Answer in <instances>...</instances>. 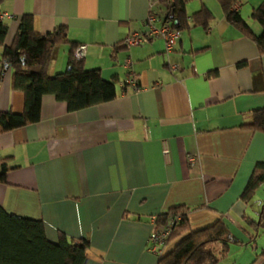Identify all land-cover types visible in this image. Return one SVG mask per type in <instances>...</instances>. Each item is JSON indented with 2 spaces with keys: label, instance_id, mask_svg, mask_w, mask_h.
<instances>
[{
  "label": "crops",
  "instance_id": "obj_1",
  "mask_svg": "<svg viewBox=\"0 0 264 264\" xmlns=\"http://www.w3.org/2000/svg\"><path fill=\"white\" fill-rule=\"evenodd\" d=\"M165 1H1L6 45L24 15L37 34L64 27L70 43L86 46L84 68L115 78L117 97L70 112L47 95L37 123L0 129V157L13 168L0 184V206L41 220L53 243L61 233L87 239L84 264H156L146 249L151 220L184 207L193 229L223 220L243 242L230 245L216 264H251L264 234L247 245L253 231L244 214L257 221L262 203L251 209L239 196L255 164L264 162V133L243 126L264 107V54L226 21L217 0H186L188 17L204 7L211 19L206 28L179 33L170 52L158 37L123 46L130 33L147 30L150 12L156 26L166 23ZM262 2L237 6L255 35L261 27L251 12ZM59 49L50 75L66 69L70 46ZM126 76L137 91L122 86ZM10 80L11 71L0 70V112L21 113L24 97Z\"/></svg>",
  "mask_w": 264,
  "mask_h": 264
},
{
  "label": "trees",
  "instance_id": "obj_2",
  "mask_svg": "<svg viewBox=\"0 0 264 264\" xmlns=\"http://www.w3.org/2000/svg\"><path fill=\"white\" fill-rule=\"evenodd\" d=\"M217 1L226 21L254 41L260 53L264 54V0L251 12V19L261 27L260 35H255L241 18L237 8L240 0ZM185 5L186 0H173L164 21L179 33L190 25L206 28L211 19L210 12L202 7L188 17ZM6 35L7 26L0 21V70L11 71V88L23 94L24 104L21 113L0 112L2 132L37 123L42 98L47 95L65 104L70 112L105 104L117 97L115 78L103 79L99 70L85 69L83 60L74 57L76 45L68 41L64 27H56L43 35L37 34L32 29L31 17L24 15L10 45L5 44ZM64 44L70 46L66 69L50 75L51 63ZM237 66L243 67L245 63H238ZM249 116L250 123L243 127L264 133V107L252 111ZM12 169L9 161L0 157V184L6 183V175ZM262 183L264 162H259L255 164L239 199L245 205L250 204ZM187 212V208L176 207L155 217L153 227L165 225L169 218L179 219L172 227L163 253L157 256L156 264H216L228 254L230 245L243 243L230 234L223 220L193 229ZM244 218L253 231L247 245L253 246L257 235L264 232V207L257 221L245 214ZM89 246L85 238L68 239L62 233L53 243L47 239L41 220L7 213L0 206V264H84ZM216 246H219L217 252L214 251ZM259 260L264 264V248L251 264Z\"/></svg>",
  "mask_w": 264,
  "mask_h": 264
},
{
  "label": "built area",
  "instance_id": "obj_3",
  "mask_svg": "<svg viewBox=\"0 0 264 264\" xmlns=\"http://www.w3.org/2000/svg\"><path fill=\"white\" fill-rule=\"evenodd\" d=\"M173 3V0H166L164 2L166 8H169ZM5 15L0 14V21L3 20ZM158 21L156 14L150 12L146 18L147 30L141 32H132L124 40V46L126 48L142 46L154 38H161L165 44L166 52H170L173 48V45L176 39L179 37V32L174 30L169 23H163L159 26H156L155 23ZM86 46L79 45L74 51L73 55L76 59L81 60L85 56ZM130 62L128 60L124 61V67L129 68ZM122 86L130 87L133 91H137L139 88L137 86L136 80L132 76H126ZM163 154L167 155V149L163 150ZM155 218H152L151 222L155 224ZM178 218H169L168 222L163 226H154V229L149 235L147 240L146 249L149 253L155 254L157 256L161 255L164 251V246L167 242V239L171 233L172 227Z\"/></svg>",
  "mask_w": 264,
  "mask_h": 264
},
{
  "label": "rangeland",
  "instance_id": "obj_4",
  "mask_svg": "<svg viewBox=\"0 0 264 264\" xmlns=\"http://www.w3.org/2000/svg\"><path fill=\"white\" fill-rule=\"evenodd\" d=\"M58 53L59 54L61 53L60 49H58ZM261 185L256 190L254 198H253V200L251 201V203L249 205L251 209L252 208L255 209L257 207V205H258V202L260 201V203H262V204L260 205L259 211H261L262 207L264 206V185H262V186ZM244 228L248 229L247 226L244 227ZM263 234H264V232L260 235V238L263 236ZM263 248H261V249H263ZM217 249H218V246L214 247V251L215 252H217ZM261 249L256 250L255 252H253V259L256 257L255 255H259L260 254ZM250 250H251V248H250Z\"/></svg>",
  "mask_w": 264,
  "mask_h": 264
}]
</instances>
